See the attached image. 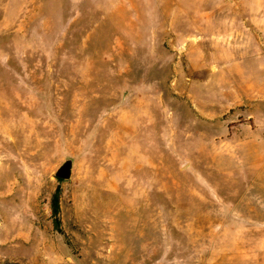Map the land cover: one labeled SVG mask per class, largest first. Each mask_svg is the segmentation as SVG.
Here are the masks:
<instances>
[{
  "label": "rangeland",
  "instance_id": "1",
  "mask_svg": "<svg viewBox=\"0 0 264 264\" xmlns=\"http://www.w3.org/2000/svg\"><path fill=\"white\" fill-rule=\"evenodd\" d=\"M0 264H264V0H0Z\"/></svg>",
  "mask_w": 264,
  "mask_h": 264
},
{
  "label": "water",
  "instance_id": "2",
  "mask_svg": "<svg viewBox=\"0 0 264 264\" xmlns=\"http://www.w3.org/2000/svg\"><path fill=\"white\" fill-rule=\"evenodd\" d=\"M75 157L72 155H66L63 158L62 163L55 170V177L63 181L70 180L73 175ZM187 164V161L184 162V165Z\"/></svg>",
  "mask_w": 264,
  "mask_h": 264
},
{
  "label": "trees",
  "instance_id": "3",
  "mask_svg": "<svg viewBox=\"0 0 264 264\" xmlns=\"http://www.w3.org/2000/svg\"><path fill=\"white\" fill-rule=\"evenodd\" d=\"M60 182H63V180L58 179ZM59 198H58V191L53 194L52 200H51V205H52V210L54 213V216H56L59 213Z\"/></svg>",
  "mask_w": 264,
  "mask_h": 264
},
{
  "label": "bare ground",
  "instance_id": "4",
  "mask_svg": "<svg viewBox=\"0 0 264 264\" xmlns=\"http://www.w3.org/2000/svg\"><path fill=\"white\" fill-rule=\"evenodd\" d=\"M34 140H35V138H33ZM29 141H31V140H29ZM37 142V141H36ZM36 144V143H35ZM37 144H38V142H37ZM36 157H33V159H35Z\"/></svg>",
  "mask_w": 264,
  "mask_h": 264
}]
</instances>
